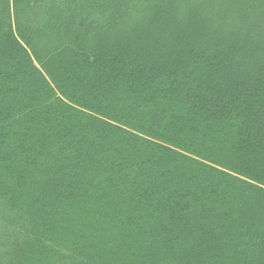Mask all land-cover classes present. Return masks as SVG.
Wrapping results in <instances>:
<instances>
[{
    "label": "trees",
    "instance_id": "obj_1",
    "mask_svg": "<svg viewBox=\"0 0 264 264\" xmlns=\"http://www.w3.org/2000/svg\"><path fill=\"white\" fill-rule=\"evenodd\" d=\"M0 264H264V0H0Z\"/></svg>",
    "mask_w": 264,
    "mask_h": 264
}]
</instances>
